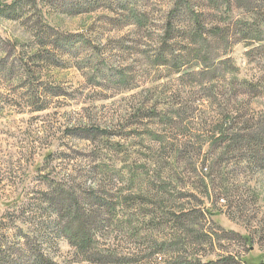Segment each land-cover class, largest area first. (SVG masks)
I'll use <instances>...</instances> for the list:
<instances>
[{
  "label": "rangeland",
  "instance_id": "374dc122",
  "mask_svg": "<svg viewBox=\"0 0 264 264\" xmlns=\"http://www.w3.org/2000/svg\"><path fill=\"white\" fill-rule=\"evenodd\" d=\"M263 134L264 0H0V264L256 263Z\"/></svg>",
  "mask_w": 264,
  "mask_h": 264
},
{
  "label": "trees",
  "instance_id": "16d2710c",
  "mask_svg": "<svg viewBox=\"0 0 264 264\" xmlns=\"http://www.w3.org/2000/svg\"><path fill=\"white\" fill-rule=\"evenodd\" d=\"M224 136H225V128H222L220 134L217 136L218 141H223L225 139ZM263 136H264V134H263ZM226 139H229V138H226ZM237 141H239L241 143H242V141H246L248 143L247 144L248 146L249 145L258 146V144H259L260 147H263V144H264V139L260 138V136H258V135L254 138H247L245 140L238 138ZM66 203L67 202H65V203L63 202V205L66 206L67 205ZM73 204L72 203L68 204V208L73 210V207H74ZM56 205H58L56 202H54V203L51 202V204H49V208L53 209L54 212L59 213L58 209H57L58 206H56ZM77 205L78 204H75L76 207H77ZM60 206H61V204H60ZM76 213H77L78 220H79V226L76 229V233L73 234V238L74 239L77 238V241H78L77 245H78L80 250L88 251L87 247L91 241L90 230H91V228H93L92 226L95 223L96 219L93 217L92 214H90V216L88 214H85V216H83L82 212L80 213L78 209L73 210L72 214L74 217L76 216ZM65 229H66L65 230L66 233L68 232V229L69 230L71 229L69 224H67ZM93 235H92V239H93ZM37 257H38V261H39L38 264H46L44 261V256L42 254H40V255L37 254ZM244 261H246L247 264H264V259H261L256 263H251L249 258H246ZM48 264H55V263H48ZM205 264H214V263L212 261H209V262H206Z\"/></svg>",
  "mask_w": 264,
  "mask_h": 264
}]
</instances>
